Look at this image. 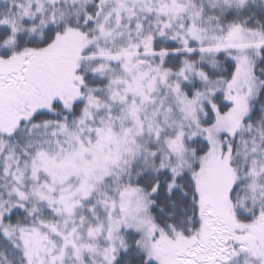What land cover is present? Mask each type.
<instances>
[{
  "label": "snow or ice",
  "instance_id": "6c2138e0",
  "mask_svg": "<svg viewBox=\"0 0 264 264\" xmlns=\"http://www.w3.org/2000/svg\"><path fill=\"white\" fill-rule=\"evenodd\" d=\"M0 264H264V0H0Z\"/></svg>",
  "mask_w": 264,
  "mask_h": 264
}]
</instances>
